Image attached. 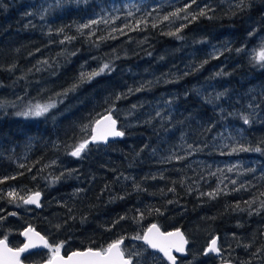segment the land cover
Segmentation results:
<instances>
[{
	"label": "trees",
	"instance_id": "trees-1",
	"mask_svg": "<svg viewBox=\"0 0 264 264\" xmlns=\"http://www.w3.org/2000/svg\"><path fill=\"white\" fill-rule=\"evenodd\" d=\"M262 45L264 0H0V238L124 237L132 264H167L135 239L156 223L188 241L177 264H264ZM37 104L55 107L21 114ZM109 109L124 135L71 155Z\"/></svg>",
	"mask_w": 264,
	"mask_h": 264
},
{
	"label": "snow or ice",
	"instance_id": "snow-or-ice-1",
	"mask_svg": "<svg viewBox=\"0 0 264 264\" xmlns=\"http://www.w3.org/2000/svg\"><path fill=\"white\" fill-rule=\"evenodd\" d=\"M171 15L175 16L177 15V13H172ZM200 15H205V12L201 10ZM164 19L167 20L169 19V17L165 16ZM192 19H196V16H193ZM91 23H95V21H92ZM81 27L86 28L89 27V25L85 24ZM237 51H241V49H237ZM255 59L258 62H261L262 66H264V45L261 46L259 52L255 56ZM106 69H109L108 64H104L103 67L99 70V72H92L88 74L81 73V79L90 80L94 76H97L100 73L104 72ZM117 98L119 99V97ZM52 107H55V105L37 104L33 107H30L27 112L21 114L25 116H39L48 112L49 108ZM111 111L112 110L109 109L106 115H104L101 119H97L95 121L94 126H92L90 140L85 139L81 143H79L75 147L74 151H72L71 155L79 157L81 153L87 148L90 141H107L109 137H117L124 135L122 131L117 130V122L115 119H113ZM244 122L248 123L247 117H244ZM85 127L88 126L86 125ZM255 151H260V149L256 148ZM16 195L17 194L15 192L8 193L9 197L15 198ZM40 195V192H35L29 195L27 198L22 197L21 199L25 204H36L37 206H39ZM13 215H15V213H13ZM121 219H124V217H121ZM22 235L27 237V242L24 243L22 247H18L15 249L10 248L8 246L6 237L3 240H0V264H21V254L27 252L29 249L36 248L39 245H43L44 247L48 248L51 252V256L48 259L47 264H132L133 256L139 255V253L129 252L126 256L125 250L122 247L124 237H120L109 243L106 248H88L84 251H74L70 255H68L67 258H65L60 255L61 248L63 247L65 242L61 241L60 243L50 244L44 236H41L31 226L26 228ZM135 239L143 240L152 249H156L159 252L163 253V256L167 258L170 264H177V256L173 255V252L175 251L176 253H184L185 245L188 243V241L184 237V234L179 229H176L174 232H161L156 224H152L144 232L143 235H137ZM217 239L218 238H213L211 240L208 248L206 249V254L208 252H220V248L217 246Z\"/></svg>",
	"mask_w": 264,
	"mask_h": 264
},
{
	"label": "water",
	"instance_id": "water-1",
	"mask_svg": "<svg viewBox=\"0 0 264 264\" xmlns=\"http://www.w3.org/2000/svg\"><path fill=\"white\" fill-rule=\"evenodd\" d=\"M108 112H105V113H103L102 115H100L99 117H97L94 121H93V123H92V125H91V130H90V137H91V132H92V126H94V124H95V121L97 120V119H101L104 115H106ZM113 117V116H112ZM113 119H115L114 117H113ZM116 120V119H115ZM117 122V121H116ZM116 128H117V130L119 131V127H118V124L116 123ZM118 137V136H117ZM117 137H109L108 138V140L107 141H99V143H102V144H105V143H107L108 141H110V140H114L115 138H117ZM35 192H38V191H34V192H31V193H29L25 198H27L29 195H31L32 193H35ZM29 205H33V206H35V207H38L36 204H29ZM152 224H156V223H150L145 229H144V231L142 232V234L141 235H143L144 234V232L152 225ZM157 225V224H156ZM158 226V225H157ZM29 227V225H27V226H25V227H23L22 228V230H21V236L23 237V242L21 243V245L20 246H18V247H22L23 245H24V243H26L27 242V237H25L24 235H22V233L24 232V230L26 229V228H28ZM159 227V226H158ZM34 229V228H33ZM159 229H160V231L161 232H174L176 229H179V228H174V229H168V230H162L160 227H159ZM180 230V229H179ZM35 231L36 232H38L41 236H43L39 231H37L36 229H35ZM181 231V230H180ZM182 232V231H181ZM185 237V236H184ZM213 238H217V236L216 235H214V236H212L208 241H207V244H206V246H205V248H204V250H203V252H205L206 253V249L208 248V246H209V244H210V242H211V240L213 239ZM4 238H0V240H3ZM186 239V238H185ZM144 245H146L149 249H151V250H153V251H156L166 262H167V264H170V262L167 260V258H165L164 256H163V253H161V252H159L158 250H156V249H152L150 246H148L143 240H140ZM9 246V245H8ZM186 246H187V244L185 245V252L184 253H176L175 251L173 252V255H176L177 257L178 256H184L185 254H186ZM218 246V245H217ZM10 248H13V249H15V248H18V247H11V246H9ZM40 248H44V246L43 245H39V246H37L36 248H32V249H29L28 251H31V250H34V249H40ZM86 249H88V248H83V249H73V250H69V251H67V252H65V253H62V252H60V255L61 256H63V257H65V258H67V256L68 255H70L72 252H74V251H84V250H86ZM27 251V252H28ZM26 253V252H25ZM208 253H211V254H213V255H218L219 253H214V252H208ZM22 254H24V253H22ZM21 254V255H22ZM51 256V255H50ZM50 256L48 257V258H46V259H44V260H42V261H40V262H31V263H26V262H23V261H21V259H20V261H21V264H47V261H48V259L50 258ZM21 257V256H20ZM216 264H237V263H234V262H232V261H228V260H223V261H219V262H217Z\"/></svg>",
	"mask_w": 264,
	"mask_h": 264
},
{
	"label": "rangeland",
	"instance_id": "rangeland-1",
	"mask_svg": "<svg viewBox=\"0 0 264 264\" xmlns=\"http://www.w3.org/2000/svg\"><path fill=\"white\" fill-rule=\"evenodd\" d=\"M172 48H173V47H168V46H167V47H164L163 49L165 50L164 52L168 53V52H171ZM167 49H168V50H167ZM81 142H82V141H81ZM81 142H79V143H81ZM79 143H77L76 145L72 146V151H74L75 147H76ZM49 252H50V250H49ZM50 254H51V252H50Z\"/></svg>",
	"mask_w": 264,
	"mask_h": 264
},
{
	"label": "bare ground",
	"instance_id": "bare-ground-1",
	"mask_svg": "<svg viewBox=\"0 0 264 264\" xmlns=\"http://www.w3.org/2000/svg\"><path fill=\"white\" fill-rule=\"evenodd\" d=\"M118 138H119V137H118ZM41 197H42V196H41ZM41 197H40V198H41ZM35 208H36V207H35ZM218 243H219V242H218ZM36 251H37V250H36ZM186 253H187V252H186ZM219 254H220V253H219ZM215 256H216V255H215ZM218 256H219V255H218ZM181 258H182V257H181ZM178 259H179V258H178ZM164 261H165V260H164Z\"/></svg>",
	"mask_w": 264,
	"mask_h": 264
}]
</instances>
